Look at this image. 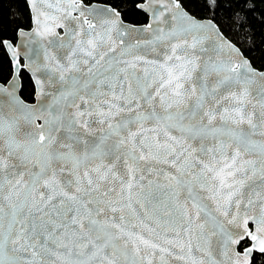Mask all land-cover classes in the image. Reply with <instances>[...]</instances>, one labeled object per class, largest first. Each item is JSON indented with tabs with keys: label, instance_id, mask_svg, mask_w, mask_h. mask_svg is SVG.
<instances>
[{
	"label": "snow or ice",
	"instance_id": "1",
	"mask_svg": "<svg viewBox=\"0 0 264 264\" xmlns=\"http://www.w3.org/2000/svg\"><path fill=\"white\" fill-rule=\"evenodd\" d=\"M0 264H264V0H0Z\"/></svg>",
	"mask_w": 264,
	"mask_h": 264
}]
</instances>
